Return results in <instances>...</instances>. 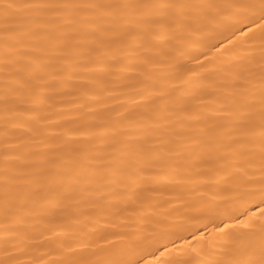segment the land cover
<instances>
[{"label":"snow or ice","instance_id":"snow-or-ice-1","mask_svg":"<svg viewBox=\"0 0 264 264\" xmlns=\"http://www.w3.org/2000/svg\"><path fill=\"white\" fill-rule=\"evenodd\" d=\"M0 76V264H264V0H0Z\"/></svg>","mask_w":264,"mask_h":264},{"label":"bare ground","instance_id":"bare-ground-1","mask_svg":"<svg viewBox=\"0 0 264 264\" xmlns=\"http://www.w3.org/2000/svg\"><path fill=\"white\" fill-rule=\"evenodd\" d=\"M208 55H212V53H209ZM230 55V53H221L220 56L217 58V62H219V60L227 58ZM200 59H203V57H201ZM207 67H211V65H208ZM0 80H2V76H0ZM0 115H2V113H0ZM14 221L10 220L8 221L9 224H12ZM232 223V221H230L229 219L225 218V217H218L215 219L214 223H210L208 224V229L211 230L213 228H222L224 226V224H229ZM5 224L4 218H3V214L0 213V228H3ZM124 225H122L123 227ZM150 227V226H149ZM60 230V229H57ZM35 231L37 233L40 232H44V224H40ZM45 235H47L48 233L44 232ZM37 240L39 239V235H37ZM188 239H191V237H187ZM182 241H177V243H181ZM9 243H12V241H9ZM4 245V240H3V233L0 232V248H2ZM46 249L45 248H41V247H36V254H40L42 252H44ZM48 257H45V259H47Z\"/></svg>","mask_w":264,"mask_h":264}]
</instances>
